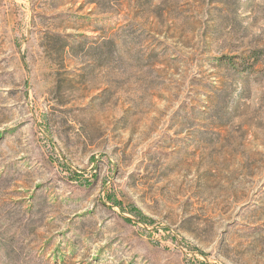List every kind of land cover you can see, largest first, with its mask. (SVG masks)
Wrapping results in <instances>:
<instances>
[{"label": "rangeland", "instance_id": "1", "mask_svg": "<svg viewBox=\"0 0 264 264\" xmlns=\"http://www.w3.org/2000/svg\"><path fill=\"white\" fill-rule=\"evenodd\" d=\"M0 264H264V0H0Z\"/></svg>", "mask_w": 264, "mask_h": 264}, {"label": "trees", "instance_id": "2", "mask_svg": "<svg viewBox=\"0 0 264 264\" xmlns=\"http://www.w3.org/2000/svg\"><path fill=\"white\" fill-rule=\"evenodd\" d=\"M57 37H59L61 39V48L62 49L68 48L69 50H73L82 42V40H79V41L76 40V41L72 42L68 39V37H63L61 35H57ZM83 39H86V37L83 36Z\"/></svg>", "mask_w": 264, "mask_h": 264}]
</instances>
